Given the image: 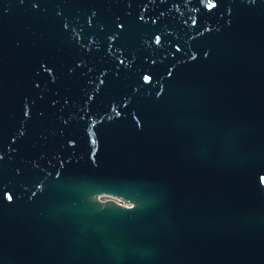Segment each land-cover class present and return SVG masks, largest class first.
I'll use <instances>...</instances> for the list:
<instances>
[{
  "label": "water",
  "instance_id": "obj_1",
  "mask_svg": "<svg viewBox=\"0 0 264 264\" xmlns=\"http://www.w3.org/2000/svg\"><path fill=\"white\" fill-rule=\"evenodd\" d=\"M0 264H264V0H0Z\"/></svg>",
  "mask_w": 264,
  "mask_h": 264
}]
</instances>
